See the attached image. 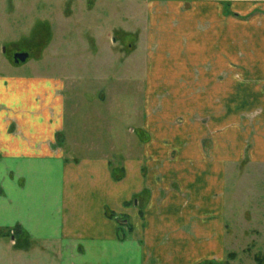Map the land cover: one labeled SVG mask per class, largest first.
<instances>
[{
	"label": "crops",
	"instance_id": "obj_1",
	"mask_svg": "<svg viewBox=\"0 0 264 264\" xmlns=\"http://www.w3.org/2000/svg\"><path fill=\"white\" fill-rule=\"evenodd\" d=\"M231 6L159 8L139 80L94 75L106 87L96 132H65L76 80L24 73L11 49L13 69L0 75V229L18 226L28 241L0 236V264H226L230 181L264 168V14ZM130 86L136 128L120 132L108 117Z\"/></svg>",
	"mask_w": 264,
	"mask_h": 264
},
{
	"label": "rangeland",
	"instance_id": "obj_2",
	"mask_svg": "<svg viewBox=\"0 0 264 264\" xmlns=\"http://www.w3.org/2000/svg\"><path fill=\"white\" fill-rule=\"evenodd\" d=\"M203 2H218L226 12L231 4L248 5L256 14H264V0H0V75L12 71L8 53L14 49L29 53L27 60L19 64L24 65L22 72L60 73L76 80L75 90L68 87L65 93V132L74 125L76 130L91 127L96 132L95 111L102 108L97 103V92L105 91L106 87L102 88L105 82L94 75L107 73L114 80L112 76L121 74L132 84L135 75L138 81L139 68L149 47L151 21L162 14L159 8L172 4L178 12H183L187 8H198ZM242 9L235 15L238 20L249 16L244 13L245 8ZM89 74L94 80H88ZM133 86L127 89L117 114L113 110L116 117H108L120 125V132L136 128L134 118H129L133 113L126 111L133 106L130 102ZM116 90L110 89V97L117 95ZM132 136L137 137L136 134L129 137ZM98 138L106 141L108 136ZM67 155L81 153L75 150L73 153L68 151ZM262 176L264 168L249 170L241 167L230 181L227 197L230 230L227 233L232 236L228 235L227 251L231 256H227L226 264H230L228 261L260 264L264 259ZM251 182L254 183L252 187H257L253 192ZM251 192L248 199L246 193ZM253 229L259 231L258 241L254 244L248 240Z\"/></svg>",
	"mask_w": 264,
	"mask_h": 264
},
{
	"label": "trees",
	"instance_id": "obj_3",
	"mask_svg": "<svg viewBox=\"0 0 264 264\" xmlns=\"http://www.w3.org/2000/svg\"><path fill=\"white\" fill-rule=\"evenodd\" d=\"M0 236L12 238V240H14V246L16 247L25 246L28 241V236L18 226L13 227L12 229H6V230L0 229ZM260 264H264V259L261 260Z\"/></svg>",
	"mask_w": 264,
	"mask_h": 264
},
{
	"label": "water",
	"instance_id": "obj_4",
	"mask_svg": "<svg viewBox=\"0 0 264 264\" xmlns=\"http://www.w3.org/2000/svg\"><path fill=\"white\" fill-rule=\"evenodd\" d=\"M26 57H27L26 53H16L14 54L13 59L16 63H18V62H24L26 60Z\"/></svg>",
	"mask_w": 264,
	"mask_h": 264
},
{
	"label": "flooded vegetation",
	"instance_id": "obj_5",
	"mask_svg": "<svg viewBox=\"0 0 264 264\" xmlns=\"http://www.w3.org/2000/svg\"><path fill=\"white\" fill-rule=\"evenodd\" d=\"M16 53H26L27 54L26 60L29 57V53L23 52V51H18V50L13 51V57H14V54H16Z\"/></svg>",
	"mask_w": 264,
	"mask_h": 264
}]
</instances>
